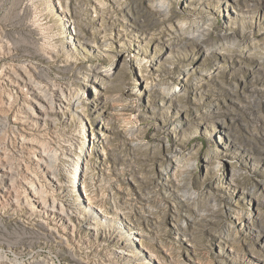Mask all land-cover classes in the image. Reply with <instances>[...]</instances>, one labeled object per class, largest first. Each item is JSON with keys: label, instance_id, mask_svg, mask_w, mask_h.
<instances>
[{"label": "rangeland", "instance_id": "374dc122", "mask_svg": "<svg viewBox=\"0 0 264 264\" xmlns=\"http://www.w3.org/2000/svg\"><path fill=\"white\" fill-rule=\"evenodd\" d=\"M0 37L47 93L79 100L37 119L53 184L74 189L67 211L46 235L0 213V250L42 264L118 251L115 264H264V0H0Z\"/></svg>", "mask_w": 264, "mask_h": 264}, {"label": "bare ground", "instance_id": "6f19581e", "mask_svg": "<svg viewBox=\"0 0 264 264\" xmlns=\"http://www.w3.org/2000/svg\"><path fill=\"white\" fill-rule=\"evenodd\" d=\"M118 30H121L118 34L129 31L128 28L123 27H118ZM86 43L91 45L90 42ZM10 54L9 43L0 37V95L2 96L0 134L4 128L12 132V138L9 139L8 134L7 142L2 143L3 141L0 140V213L4 212L6 217L17 216L19 220L31 226L39 227L46 235L47 231L56 230L51 226L55 223L54 215L64 214L67 211L64 205L71 201L75 193L73 187H69L72 185L65 182L53 184L52 181L56 176L54 165L57 159L47 150L44 140L49 138V133L37 128V119L44 125L51 124L58 115L71 113L79 100L75 96L66 95L61 88H54L56 90L53 93H47L43 83L35 79L23 65L17 64ZM34 98L44 101L46 105L35 102ZM32 102L36 103L35 110L31 105ZM13 108L16 111L13 113L12 121L9 122L6 118L10 112H13ZM68 154V156L72 155L71 152ZM14 159L19 161L18 168L23 172L20 178L17 177L16 168L12 163ZM26 159L30 163H25ZM174 165L177 166V162H174ZM37 171L43 173L40 176L42 178H39ZM19 187L23 188L22 194L19 192ZM55 189L59 191L56 194L58 198L54 197V194L51 195V190ZM58 237L63 239L60 235ZM118 253L120 252L107 255L104 260L115 264L121 256ZM0 264L42 263L37 258L23 261L17 257H10L4 249H1Z\"/></svg>", "mask_w": 264, "mask_h": 264}]
</instances>
